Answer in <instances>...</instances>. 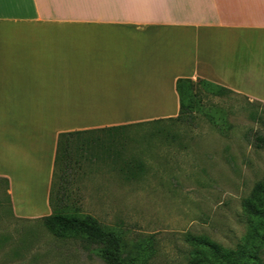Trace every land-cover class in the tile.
<instances>
[{
  "label": "crops",
  "instance_id": "obj_1",
  "mask_svg": "<svg viewBox=\"0 0 264 264\" xmlns=\"http://www.w3.org/2000/svg\"><path fill=\"white\" fill-rule=\"evenodd\" d=\"M178 80L264 104V0H0V178L50 214L57 139L176 118Z\"/></svg>",
  "mask_w": 264,
  "mask_h": 264
},
{
  "label": "rangeland",
  "instance_id": "obj_2",
  "mask_svg": "<svg viewBox=\"0 0 264 264\" xmlns=\"http://www.w3.org/2000/svg\"><path fill=\"white\" fill-rule=\"evenodd\" d=\"M191 101L192 124L147 122L94 135L104 148L68 183L77 217L119 231L137 246L138 264H202L203 255L216 264L221 259L197 241L238 256L248 239L243 202L264 180V104L200 86ZM44 217L15 216L0 181V264H105L78 238L51 234ZM249 244L246 263L264 264V243Z\"/></svg>",
  "mask_w": 264,
  "mask_h": 264
},
{
  "label": "trees",
  "instance_id": "obj_3",
  "mask_svg": "<svg viewBox=\"0 0 264 264\" xmlns=\"http://www.w3.org/2000/svg\"><path fill=\"white\" fill-rule=\"evenodd\" d=\"M196 86L209 90L218 97L235 94L230 90L205 81H198L196 84L191 80H178L176 83L180 107L178 116L176 118L152 121V123L168 122L177 124L179 121L187 125L194 123L195 118L191 115V110L194 109L196 104L191 101V98L192 89ZM119 128L123 127L97 132H70L58 136L48 198L52 214L44 217L42 221L51 234L58 237L71 235L78 238L82 245L93 247L97 256L105 264H138L141 254L138 252L137 246L127 244L119 231L108 226H102L99 221L90 216L77 217L78 210L73 208L75 207V202L73 201L72 193H69L68 190V183L77 171H81L83 161L92 160L95 162L98 159L97 153L99 149L97 148H104L105 141L103 139L101 141L100 138L94 137V135L106 133L104 136H107L109 135L108 133L115 132ZM0 181L7 192V180L0 178ZM243 209L251 227H248V239L245 247L238 249V256L233 252H222L221 249L209 245L207 242L197 241L199 246L209 249L214 257L221 259L216 264H240L235 260H245V263L241 264H247L246 261L250 259L253 250L249 247V243L252 240H259L264 243V180L255 186L250 198L244 200ZM190 241L195 242L193 239H190ZM205 260L208 259L203 255L201 263H208ZM193 264L198 263L195 261Z\"/></svg>",
  "mask_w": 264,
  "mask_h": 264
}]
</instances>
